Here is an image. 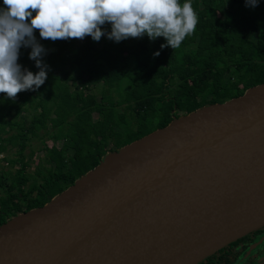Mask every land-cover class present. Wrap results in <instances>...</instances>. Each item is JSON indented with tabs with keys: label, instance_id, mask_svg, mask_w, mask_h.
Instances as JSON below:
<instances>
[{
	"label": "trees",
	"instance_id": "1",
	"mask_svg": "<svg viewBox=\"0 0 264 264\" xmlns=\"http://www.w3.org/2000/svg\"><path fill=\"white\" fill-rule=\"evenodd\" d=\"M179 3H191L197 24L174 50L161 48L163 37L52 41L34 30L45 49V83L14 99L0 93V226L50 203L109 154L174 118L264 84V0L255 7L245 0ZM102 30L110 32L111 24ZM31 51L21 47L18 63L35 74L40 69L29 58ZM119 68V77L111 80ZM33 140L38 147L32 148ZM35 150L42 157L30 172ZM233 244L203 264H264V228Z\"/></svg>",
	"mask_w": 264,
	"mask_h": 264
},
{
	"label": "water",
	"instance_id": "2",
	"mask_svg": "<svg viewBox=\"0 0 264 264\" xmlns=\"http://www.w3.org/2000/svg\"><path fill=\"white\" fill-rule=\"evenodd\" d=\"M264 228V84L109 154L0 226V264H199Z\"/></svg>",
	"mask_w": 264,
	"mask_h": 264
},
{
	"label": "clouds",
	"instance_id": "3",
	"mask_svg": "<svg viewBox=\"0 0 264 264\" xmlns=\"http://www.w3.org/2000/svg\"><path fill=\"white\" fill-rule=\"evenodd\" d=\"M245 3L255 7L258 0ZM3 4L6 8L0 9V93L12 99L19 92L38 89L47 79V66L41 59L45 49L36 41V29L42 39L52 41L86 36L99 41L103 35L116 42L145 35L150 40L163 37L166 43L161 48L174 50L195 31L197 24L191 3L181 7L179 0H3ZM106 22L111 24L108 33L102 30ZM29 46V58L40 69L35 74L18 63L20 48Z\"/></svg>",
	"mask_w": 264,
	"mask_h": 264
},
{
	"label": "rangeland",
	"instance_id": "4",
	"mask_svg": "<svg viewBox=\"0 0 264 264\" xmlns=\"http://www.w3.org/2000/svg\"><path fill=\"white\" fill-rule=\"evenodd\" d=\"M190 2H193V1H196V0H189ZM89 37H87V39H88ZM82 51L80 52V56H82ZM121 69L122 68H119V69H117L116 71H114L112 74H110V79L111 80H115V79H117L118 77H119V74H120V72H121ZM88 98H91L92 96L91 95H88L87 96ZM48 145H51V142H48L47 143ZM39 146V143L36 141V140H33V143H32V148H35V147H38ZM30 150L28 149V151H27V153L29 152ZM12 157H14V156H12ZM40 157H42V153H40V152H38L37 150H35V155H34V157H33V162H34V164L33 165H31V167L28 169V171H33L34 170V168H35V163L38 161V159L40 158ZM17 166H18V164L17 165H15L14 167L15 168H13V169H16L17 168Z\"/></svg>",
	"mask_w": 264,
	"mask_h": 264
},
{
	"label": "flooded vegetation",
	"instance_id": "5",
	"mask_svg": "<svg viewBox=\"0 0 264 264\" xmlns=\"http://www.w3.org/2000/svg\"><path fill=\"white\" fill-rule=\"evenodd\" d=\"M233 245H234V244L232 243V244H230V245H228V246H231V247H232ZM253 246H254V245L249 246V248H253ZM241 250H242V252H243V255L245 256V255L247 254V252H246V251H247V248H246V247H243ZM239 263H240V260H238V261L236 262V264H239ZM199 264H200V263H199ZM201 264H203V262H202Z\"/></svg>",
	"mask_w": 264,
	"mask_h": 264
},
{
	"label": "built area",
	"instance_id": "6",
	"mask_svg": "<svg viewBox=\"0 0 264 264\" xmlns=\"http://www.w3.org/2000/svg\"><path fill=\"white\" fill-rule=\"evenodd\" d=\"M3 156L0 154V159L2 158Z\"/></svg>",
	"mask_w": 264,
	"mask_h": 264
}]
</instances>
